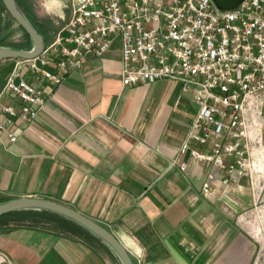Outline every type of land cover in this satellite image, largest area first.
I'll list each match as a JSON object with an SVG mask.
<instances>
[{"label": "crops", "instance_id": "crops-1", "mask_svg": "<svg viewBox=\"0 0 264 264\" xmlns=\"http://www.w3.org/2000/svg\"><path fill=\"white\" fill-rule=\"evenodd\" d=\"M18 63L0 61V122L3 108L13 107L12 130L19 134L15 143L0 134V203L32 197L69 207L108 229L134 264L255 263L260 241L242 218L249 211L256 221L261 212L248 180L225 194L216 182L205 196L208 175L219 172L179 155L198 111L180 83L125 87L119 42L60 86L23 64L21 75L46 99L27 123L19 117L22 103L3 93ZM22 212L0 218V264H122L91 242L100 240L92 233L5 222Z\"/></svg>", "mask_w": 264, "mask_h": 264}, {"label": "built area", "instance_id": "built-area-1", "mask_svg": "<svg viewBox=\"0 0 264 264\" xmlns=\"http://www.w3.org/2000/svg\"><path fill=\"white\" fill-rule=\"evenodd\" d=\"M116 42L125 87L173 81L196 98L198 111L179 155L219 172L208 175L203 194L212 196L216 182L224 194L236 192L246 178L257 209L253 172L264 161V0H244L231 11L213 0H72L70 17L54 42L39 58L18 60L3 93L22 103L19 117L31 123L46 99L21 75V65L60 86L89 57L105 56ZM3 112L0 134L15 143L18 113L11 106ZM179 168L185 172L188 165ZM254 264H264V247Z\"/></svg>", "mask_w": 264, "mask_h": 264}, {"label": "water", "instance_id": "water-1", "mask_svg": "<svg viewBox=\"0 0 264 264\" xmlns=\"http://www.w3.org/2000/svg\"><path fill=\"white\" fill-rule=\"evenodd\" d=\"M16 23L30 37L33 47L31 50H21L11 47L0 46V61L5 60H35L39 58L45 49V39L29 21L16 0H1ZM223 11L235 10L244 0H213ZM49 211L59 214L79 224L90 233L107 244L117 255L122 264H134L131 256L121 242L105 227L85 217L77 211L58 204L56 202L32 197L12 199L0 204V218L19 211Z\"/></svg>", "mask_w": 264, "mask_h": 264}, {"label": "rangeland", "instance_id": "rangeland-1", "mask_svg": "<svg viewBox=\"0 0 264 264\" xmlns=\"http://www.w3.org/2000/svg\"><path fill=\"white\" fill-rule=\"evenodd\" d=\"M27 4L32 8V19L35 24L38 26L39 29H42V35L45 39L46 45H50L54 42L59 32L64 28L66 25L70 13H71V6L72 0H66V7L63 8L62 14H56L59 10V5L57 4L56 0H26ZM51 10L48 11V10ZM23 11V10H22ZM24 12V11H23ZM0 41H3L7 46L4 47H23L25 44H28L30 47L28 49L23 50H31L33 44L29 42L26 34L22 30V28L16 23V21L10 16L7 12L3 2L0 0ZM264 134V133H263ZM255 178V184H257L258 191L260 198L257 204L258 212L261 214L258 216L255 221V217L249 218V211L248 213H244L245 215L242 218V224L245 226L246 229L250 230L251 233L253 232L254 235H257L258 240L260 241V248L264 247V161H262L261 170H256L253 172ZM1 204V203H0ZM31 211V210H27ZM35 211V210H34ZM22 217V218H20ZM22 219V220H20ZM6 223L10 224L11 222L14 223H24V217L16 216L5 220ZM30 223V222H29ZM50 228V227H49ZM255 231L258 233L256 234ZM78 234V233H77ZM81 235V234H80ZM259 235V236H258ZM91 242L99 247L104 254L112 258L110 251L113 252V259H119L115 252L103 241L102 244L101 240H91ZM116 257V258H115Z\"/></svg>", "mask_w": 264, "mask_h": 264}, {"label": "trees", "instance_id": "trees-1", "mask_svg": "<svg viewBox=\"0 0 264 264\" xmlns=\"http://www.w3.org/2000/svg\"><path fill=\"white\" fill-rule=\"evenodd\" d=\"M20 6V8L24 11L25 15L29 19V21L32 23V25L36 28V30L44 35L42 33V29H39L38 26L33 21L32 17V8L27 4L26 0H16ZM23 30V29H22ZM24 31V30H23ZM27 38L29 39V42L32 45V41L30 37L27 35V33L24 31ZM0 46H7L3 41H0ZM30 46L28 44H25L23 47H17L16 49H28ZM15 48V47H14ZM13 215V214H12ZM24 217V221H28L31 224H34L36 226H42V227H50V229L57 231V232H63V233H71V234H81V235H91L86 229H84L79 224L73 222L72 220H69L59 214L49 212V211H24L20 213ZM7 217V216H5ZM22 220V219H21ZM23 221V220H22ZM92 236V235H91Z\"/></svg>", "mask_w": 264, "mask_h": 264}, {"label": "clouds", "instance_id": "clouds-1", "mask_svg": "<svg viewBox=\"0 0 264 264\" xmlns=\"http://www.w3.org/2000/svg\"><path fill=\"white\" fill-rule=\"evenodd\" d=\"M56 2L59 5V10L57 11L56 14L60 15V14H62L63 8L66 7V0H56ZM48 11L51 12L50 9Z\"/></svg>", "mask_w": 264, "mask_h": 264}, {"label": "bare ground", "instance_id": "bare-ground-1", "mask_svg": "<svg viewBox=\"0 0 264 264\" xmlns=\"http://www.w3.org/2000/svg\"><path fill=\"white\" fill-rule=\"evenodd\" d=\"M258 232L256 231V234H257Z\"/></svg>", "mask_w": 264, "mask_h": 264}]
</instances>
